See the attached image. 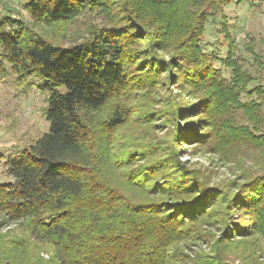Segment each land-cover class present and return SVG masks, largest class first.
Masks as SVG:
<instances>
[{
  "label": "trees",
  "instance_id": "obj_1",
  "mask_svg": "<svg viewBox=\"0 0 264 264\" xmlns=\"http://www.w3.org/2000/svg\"><path fill=\"white\" fill-rule=\"evenodd\" d=\"M231 1L141 0L149 4L147 15L159 21L141 40L146 45L134 46L149 55L148 65L140 64L141 75L128 71L132 54L116 28L92 26L82 41L63 46L35 32L23 20L8 16V5L3 3L0 79L10 73L16 85L47 92L43 109L47 131L2 162L12 181L0 182V215L8 222L21 221L25 236L13 240L22 247L18 250L21 260L28 262L35 256L38 248L31 244L36 242L53 249L52 264H225L218 252H211L214 255L210 257H180L179 247L197 240L198 234L192 237L188 224L194 233H200L199 213L207 215L210 209L213 222L224 225L220 244L227 237L264 231V177L250 180L246 184L249 191L234 207L255 214L259 220L256 226L243 228L231 222L229 234V199L223 191L212 192V187L194 179L195 185H191L183 175L173 177L170 183L164 177L165 183L158 184L152 169L158 161L134 166L122 143L118 145L125 139L118 130L132 119L133 94L159 88L153 71L163 66L168 82L175 79L170 68L177 66L183 81L209 91L213 111L208 126L218 140L221 133L215 129L216 120L221 119V130L230 137H220L218 145L224 146L227 139L238 147H254L253 142L264 145L263 127L259 131L258 127L223 125L235 114L226 100L233 101L231 96L241 92L238 87L249 81L248 73L237 66V60L227 57L222 60L231 67L232 76L227 80L213 68L212 61L219 57L200 45L206 22ZM119 3L124 4L120 6L123 12L138 16V0ZM22 7L34 24L49 26L63 27L85 11L110 15L108 0H23ZM167 25L172 27L169 32ZM130 42L133 38L127 40ZM158 50L168 57L157 58ZM252 90L261 100L248 102L244 116L264 125V90ZM179 103L174 102L176 107ZM226 112L229 117H223ZM205 135L203 140L210 139L209 133ZM174 138L187 140L179 132ZM172 151L169 162L176 161L177 168L183 169ZM173 188L180 190L173 200L191 198L183 199L184 203H166L163 199ZM11 259L14 264L17 257Z\"/></svg>",
  "mask_w": 264,
  "mask_h": 264
},
{
  "label": "rangeland",
  "instance_id": "obj_2",
  "mask_svg": "<svg viewBox=\"0 0 264 264\" xmlns=\"http://www.w3.org/2000/svg\"><path fill=\"white\" fill-rule=\"evenodd\" d=\"M119 1L108 0L110 3L108 16L85 11L73 21L64 23L62 27L34 24L22 7L23 0H0V20L5 14L3 3H7L8 16L23 20L35 32L46 35L52 42L63 46L82 41L92 26L104 25L112 29L116 28L123 33L119 35V39L127 45V50L132 54V59L127 63L128 71L141 75L140 64L148 65L149 55L143 49H139L140 47L134 46L141 44L144 47L146 44L141 40L146 31L155 29L157 26L155 24L159 21L155 22V18L147 15L150 10L149 4L138 0L139 14L133 16V13H125L120 9L124 4ZM163 27L166 28V25L163 24ZM171 29L172 27L167 25L166 31L169 32ZM153 37L155 36L151 39ZM130 38H133V42L127 43ZM200 45L205 52H213L219 57V60L212 61L213 68L227 80L232 76L231 67L222 61L227 57L232 58V61L237 60V66L246 71L250 78L246 85L244 83L243 86L238 87L241 91L239 94L237 92L236 95L231 96L233 101L226 100V103L233 107L235 114L230 117L229 122L225 120L223 125L234 123L251 127L252 130L253 127L262 130L261 127L264 128V125L245 118L244 107L250 101L261 100L252 89L257 87L264 90V0L241 2L232 0L221 12L211 16L206 22ZM137 49L139 51L136 52ZM157 55H159H155L157 58L168 57V54L159 50ZM153 72L160 85L159 88L149 93L139 91L133 94L135 96L131 102L134 109L132 119L118 130V134L124 135L125 138V142H119L118 145L122 143L124 151L129 153L128 161L132 163L134 159V166L149 165L152 161H158L156 166L152 167L158 184L165 183L164 177L170 183L173 177L183 175L189 179L191 185L194 184L192 181L194 179L198 184L203 182L212 187V192L220 189L229 199L227 208L231 217L228 227L231 229V222L243 228H248L250 225L255 227V223L259 221L255 214L250 210V212L245 210L238 212L234 207L243 198L244 193L249 191L248 188L246 189V184L252 179L264 177V145L253 142L254 147H238L232 142H227L228 139L224 146L218 145L220 137L229 136L227 137L221 130V119L216 120L215 129L221 133L218 140L216 135L212 134L214 129L208 126L213 111L209 91L201 90L190 84L191 82L183 81L182 73H179L177 66H172L169 70L175 76L173 82L167 81L165 66ZM145 76L146 74L143 75V79ZM245 87L248 90L246 92H244ZM60 90L64 91V88ZM46 95L47 92L42 93L33 88L26 89L16 85L14 76L10 73L4 80L0 79V182L12 181L4 171L2 162L5 158L18 153L47 131L48 122L43 114ZM174 102L180 103L176 107ZM236 103L243 107H238ZM261 109L264 115V105ZM229 115L230 112H226L223 117ZM178 132L186 135L187 140H175V134ZM206 133L210 134V139L203 140ZM171 149L183 169L177 168L176 161L171 159L173 162H169L168 153ZM137 153H141L140 156H136ZM195 187L198 189V186ZM168 193L163 199L168 204L174 201L184 203L183 199L191 198V196H182V199L173 200L174 195L180 193L178 188H173ZM238 194L241 197H238ZM208 205L210 206V203ZM211 211L210 209L207 215L200 211L199 214L202 216V221L198 224L200 233H194L191 224H188V228L192 229L191 236L195 237L194 234H198L197 240L188 241L187 247L180 246V254L183 255L180 257L194 258L200 254L210 257L217 255L218 252V256L225 264H264V231L227 237L220 244L224 225L219 224L217 220L213 222ZM8 221L0 215V264H11L13 261L11 257H17L14 264H52L50 259L53 249L46 244L36 242L31 244L38 248L36 254L35 251L33 252L35 256L28 262L21 260L22 256L18 255L20 253L18 250L22 247L17 246L13 240L23 238L25 233L20 220ZM228 233L231 234L232 229L228 230Z\"/></svg>",
  "mask_w": 264,
  "mask_h": 264
}]
</instances>
